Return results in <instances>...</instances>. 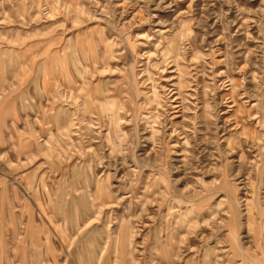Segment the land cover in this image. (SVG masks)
Instances as JSON below:
<instances>
[{"label":"rangeland","instance_id":"1","mask_svg":"<svg viewBox=\"0 0 264 264\" xmlns=\"http://www.w3.org/2000/svg\"><path fill=\"white\" fill-rule=\"evenodd\" d=\"M4 47L41 229L2 206L0 264H264V0H0Z\"/></svg>","mask_w":264,"mask_h":264},{"label":"crops","instance_id":"2","mask_svg":"<svg viewBox=\"0 0 264 264\" xmlns=\"http://www.w3.org/2000/svg\"><path fill=\"white\" fill-rule=\"evenodd\" d=\"M16 54H18V58L16 59L17 65L19 61L18 66H23L27 63L26 67H29L30 58L28 56L26 58L25 52L21 51ZM15 56L13 48H0V175L11 173L24 174L28 171L24 169L14 170V167L19 166L15 165L18 161L17 158L20 157L22 159L26 155L29 151L28 143L32 141L28 136L22 135L25 119L27 116H31V107L33 109L37 107V110H39L38 103H31L29 99V94L38 93V91H34L36 86L8 84L13 81L14 68L17 67V65H14ZM44 87L47 88V86ZM41 119H44V117ZM15 127L18 128L19 133H17ZM29 203L26 201L20 203L16 190L11 189L5 177L0 178V209L2 210L3 206L5 207L3 210L5 209V212L10 214L11 217L9 218L5 216L7 215L6 213L3 215L6 221L9 220L8 222L13 223L10 224L12 231L14 229L17 230L18 226H14V222H18L20 219L23 221L22 228L26 235L38 236L41 227L32 221L35 219L36 214H34L33 206H30L32 204ZM18 206L21 208H18ZM30 208L33 210L32 213ZM26 218L27 222L24 221ZM7 228L9 229L8 226ZM38 238L35 241L30 240L29 242L38 245ZM25 244L28 245L27 241ZM7 252L12 253V250Z\"/></svg>","mask_w":264,"mask_h":264}]
</instances>
